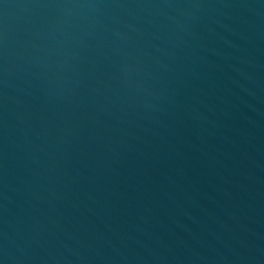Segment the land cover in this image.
<instances>
[{"label": "water", "instance_id": "1", "mask_svg": "<svg viewBox=\"0 0 264 264\" xmlns=\"http://www.w3.org/2000/svg\"><path fill=\"white\" fill-rule=\"evenodd\" d=\"M0 264H264V0H0Z\"/></svg>", "mask_w": 264, "mask_h": 264}]
</instances>
